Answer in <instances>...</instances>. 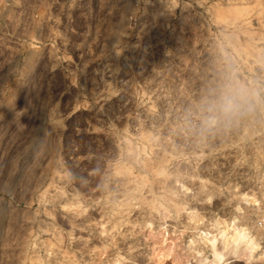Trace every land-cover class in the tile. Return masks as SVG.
<instances>
[{
  "label": "rangeland",
  "instance_id": "obj_1",
  "mask_svg": "<svg viewBox=\"0 0 264 264\" xmlns=\"http://www.w3.org/2000/svg\"><path fill=\"white\" fill-rule=\"evenodd\" d=\"M264 264V0H0V264Z\"/></svg>",
  "mask_w": 264,
  "mask_h": 264
},
{
  "label": "bare ground",
  "instance_id": "obj_2",
  "mask_svg": "<svg viewBox=\"0 0 264 264\" xmlns=\"http://www.w3.org/2000/svg\"><path fill=\"white\" fill-rule=\"evenodd\" d=\"M222 250H218L217 242L219 238H212L210 241L213 260L211 264H220L224 258V249L229 250V254L234 257L244 259L246 262H253V257L257 249V243L249 234L246 228L241 227L233 231L231 235L221 233ZM203 264V263H201Z\"/></svg>",
  "mask_w": 264,
  "mask_h": 264
}]
</instances>
